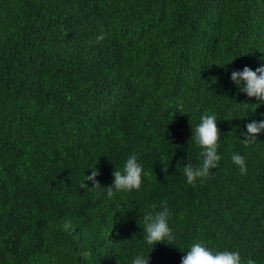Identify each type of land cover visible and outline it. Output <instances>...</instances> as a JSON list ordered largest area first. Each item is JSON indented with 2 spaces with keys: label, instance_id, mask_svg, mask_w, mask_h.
Returning <instances> with one entry per match:
<instances>
[{
  "label": "trees",
  "instance_id": "1",
  "mask_svg": "<svg viewBox=\"0 0 264 264\" xmlns=\"http://www.w3.org/2000/svg\"><path fill=\"white\" fill-rule=\"evenodd\" d=\"M261 63L264 0H0V264H130L137 251L180 264L196 239L264 264V133L239 143L264 104L241 112L256 100L230 79ZM213 112L221 160L189 184L191 129ZM133 152L138 190L79 187L90 166L110 185ZM162 206L176 239L151 249L143 215Z\"/></svg>",
  "mask_w": 264,
  "mask_h": 264
},
{
  "label": "clouds",
  "instance_id": "2",
  "mask_svg": "<svg viewBox=\"0 0 264 264\" xmlns=\"http://www.w3.org/2000/svg\"><path fill=\"white\" fill-rule=\"evenodd\" d=\"M103 38L104 34L102 32L96 36L97 40ZM230 79L239 88L240 92L256 100L255 104L237 103V107L241 112H248L252 106L258 107L260 104H264V63H261L255 70L247 65L241 69H234L230 73ZM244 129L239 135V143L244 146L254 145L257 142V136L264 133V113L261 114L260 119H252L247 122ZM191 130V140L199 149V162L196 164L188 162L183 165L182 172L189 184L207 178L210 175V170L215 169L221 160V154L218 151L220 132L217 127L216 114L214 112L201 113L194 129ZM230 160L240 174L247 171L245 154L233 151ZM87 169L91 171L87 175L84 172L79 187L81 189L102 191L108 198H112L116 193H128L138 190L141 187L143 178L147 175L138 154L135 152L127 156L121 168L115 167L111 173L112 182L110 185L101 186L96 179L99 172L95 166H90ZM85 181H90L91 187ZM155 207V205H152L150 209H155ZM170 217L169 209L164 206L158 210H148L144 213L142 239H140L143 245L150 246L153 249L157 243L173 244L176 236L170 226ZM65 227H68V225L66 224ZM183 252L180 264H256V261L251 257L243 260L240 252L236 249H214L202 239L192 241ZM148 253L137 251L131 257L130 264H149Z\"/></svg>",
  "mask_w": 264,
  "mask_h": 264
}]
</instances>
